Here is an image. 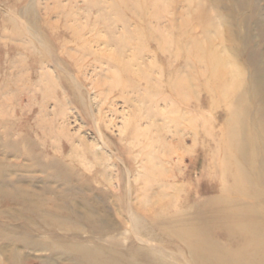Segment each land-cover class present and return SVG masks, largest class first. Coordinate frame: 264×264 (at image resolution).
I'll return each instance as SVG.
<instances>
[{
    "label": "rangeland",
    "instance_id": "1",
    "mask_svg": "<svg viewBox=\"0 0 264 264\" xmlns=\"http://www.w3.org/2000/svg\"><path fill=\"white\" fill-rule=\"evenodd\" d=\"M245 2L230 26V0H0V264H79L78 243L191 264L170 228L190 219L230 246L226 208L264 206L223 152L219 86L247 76L235 51L264 60V0ZM192 39L215 76L177 59Z\"/></svg>",
    "mask_w": 264,
    "mask_h": 264
},
{
    "label": "bare ground",
    "instance_id": "2",
    "mask_svg": "<svg viewBox=\"0 0 264 264\" xmlns=\"http://www.w3.org/2000/svg\"><path fill=\"white\" fill-rule=\"evenodd\" d=\"M245 1L230 0L229 13L226 15V22L230 26L238 22L241 11L239 9L249 6ZM208 21L210 25L212 24L211 26H215L210 18ZM206 23L208 24V22ZM192 41L195 46L199 44L196 39H192ZM182 45H179L180 48L177 50L176 57L181 60L184 66L191 69L197 68V70L204 66L213 71L214 76L216 75L215 57L205 58L203 53L199 55L197 46L195 47L198 49L195 51L196 54L194 52V54L186 55ZM229 50L233 51L230 46ZM213 52L215 51L210 50L209 56H212ZM235 52L241 56L244 66L247 67V76H242L241 81L237 82L235 87L231 82L221 83L218 91L223 94L221 99L223 96L224 99H227L226 118L223 125L224 156L227 157L228 165L232 163L233 156L239 158V163L237 162L235 172L232 174L231 189L234 192L242 193L245 197L247 188H253L252 190L257 192L261 188L264 190V162L263 159L258 158L264 155V60L256 59L255 51L246 52L245 57H242L244 55L241 54L244 50ZM220 92H218L219 96ZM61 171H63L62 168L59 172ZM260 192L262 193V191ZM255 198L258 200L257 203L243 201L240 197L235 198L237 200L236 205L233 208H226L228 213L231 211V214L234 210L243 213V216L236 215L240 221L235 222L233 220L231 223H226L228 228L233 229H229L230 232L227 233L230 237L228 238L230 246L227 247H224L223 244L212 243L210 232L202 230V227L193 219H190L192 223L189 220H179L177 225L170 226V228L175 229L172 230V233L177 238L183 239L188 246L191 264H264V222L262 220L264 218V206L259 203L258 194ZM24 199H21L22 204L26 206V199ZM214 200L221 203L229 201L222 197H215ZM259 215L262 217L260 218ZM84 221L91 223L88 218H84ZM92 227L95 229L97 226ZM235 237L237 238L235 239ZM78 244L73 252L80 256L77 259L79 264H125L121 254L120 256H115L113 253L105 255L99 251L101 249H97V251ZM138 249L143 248L135 246L130 248V250ZM151 249L153 252L155 251L154 254L157 257L161 256L163 264H167L162 250L156 246L151 247ZM128 264L143 263L133 257L132 260H128Z\"/></svg>",
    "mask_w": 264,
    "mask_h": 264
}]
</instances>
